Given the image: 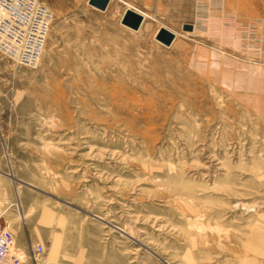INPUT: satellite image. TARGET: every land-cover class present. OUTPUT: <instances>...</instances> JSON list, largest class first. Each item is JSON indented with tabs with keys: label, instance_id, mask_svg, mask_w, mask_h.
Segmentation results:
<instances>
[{
	"label": "rangeland",
	"instance_id": "rangeland-1",
	"mask_svg": "<svg viewBox=\"0 0 264 264\" xmlns=\"http://www.w3.org/2000/svg\"><path fill=\"white\" fill-rule=\"evenodd\" d=\"M39 1L40 61L0 53V222L24 264H264V114L196 58L264 68V0Z\"/></svg>",
	"mask_w": 264,
	"mask_h": 264
},
{
	"label": "built area",
	"instance_id": "built-area-1",
	"mask_svg": "<svg viewBox=\"0 0 264 264\" xmlns=\"http://www.w3.org/2000/svg\"><path fill=\"white\" fill-rule=\"evenodd\" d=\"M52 20V11L39 0H0V53L19 65L36 66ZM43 252L44 246L36 243L30 255L37 259ZM24 261L13 234L0 222V264Z\"/></svg>",
	"mask_w": 264,
	"mask_h": 264
},
{
	"label": "crops",
	"instance_id": "crops-1",
	"mask_svg": "<svg viewBox=\"0 0 264 264\" xmlns=\"http://www.w3.org/2000/svg\"><path fill=\"white\" fill-rule=\"evenodd\" d=\"M199 67L206 70L216 82L234 94L253 110L264 114V68L247 66L228 58L216 57L200 48L196 55ZM15 187L13 182L0 178V218L15 206Z\"/></svg>",
	"mask_w": 264,
	"mask_h": 264
},
{
	"label": "water",
	"instance_id": "water-1",
	"mask_svg": "<svg viewBox=\"0 0 264 264\" xmlns=\"http://www.w3.org/2000/svg\"><path fill=\"white\" fill-rule=\"evenodd\" d=\"M107 1L108 0H104L102 2V5H101L102 8L106 6ZM141 20H142V15L139 12L132 10V9H127L124 15V19H123L124 23L134 28H137L139 26V24L141 23ZM183 29L186 31H191L193 30V25L191 23H186L183 25ZM175 36H176L175 33L171 31L170 29H168L167 27L159 28L156 33V39L165 45H170L175 39Z\"/></svg>",
	"mask_w": 264,
	"mask_h": 264
},
{
	"label": "bare ground",
	"instance_id": "bare-ground-1",
	"mask_svg": "<svg viewBox=\"0 0 264 264\" xmlns=\"http://www.w3.org/2000/svg\"><path fill=\"white\" fill-rule=\"evenodd\" d=\"M133 10V9H132ZM141 12V14H145L143 11L139 10ZM138 12V11H137ZM124 15V14H123ZM172 31V30H171ZM35 246V245H34ZM20 253H23V252H20ZM24 255V253H23Z\"/></svg>",
	"mask_w": 264,
	"mask_h": 264
}]
</instances>
